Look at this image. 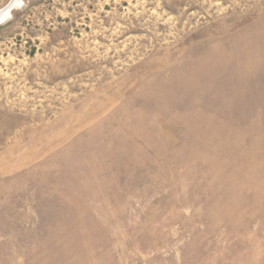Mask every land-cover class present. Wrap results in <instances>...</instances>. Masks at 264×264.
<instances>
[{
	"label": "rangeland",
	"instance_id": "rangeland-1",
	"mask_svg": "<svg viewBox=\"0 0 264 264\" xmlns=\"http://www.w3.org/2000/svg\"><path fill=\"white\" fill-rule=\"evenodd\" d=\"M0 264H264V0H23Z\"/></svg>",
	"mask_w": 264,
	"mask_h": 264
},
{
	"label": "bare ground",
	"instance_id": "bare-ground-1",
	"mask_svg": "<svg viewBox=\"0 0 264 264\" xmlns=\"http://www.w3.org/2000/svg\"><path fill=\"white\" fill-rule=\"evenodd\" d=\"M23 3V0H13L11 4H9L6 8L3 10H0V24H4L6 20L11 17L12 11L20 6ZM12 8V9H11Z\"/></svg>",
	"mask_w": 264,
	"mask_h": 264
},
{
	"label": "water",
	"instance_id": "water-1",
	"mask_svg": "<svg viewBox=\"0 0 264 264\" xmlns=\"http://www.w3.org/2000/svg\"><path fill=\"white\" fill-rule=\"evenodd\" d=\"M12 9V8H11ZM1 25V24H0Z\"/></svg>",
	"mask_w": 264,
	"mask_h": 264
}]
</instances>
